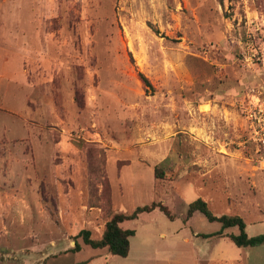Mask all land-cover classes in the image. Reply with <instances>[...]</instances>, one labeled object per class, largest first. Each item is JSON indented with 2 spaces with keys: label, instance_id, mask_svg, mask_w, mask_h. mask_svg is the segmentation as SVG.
I'll return each instance as SVG.
<instances>
[{
  "label": "rangeland",
  "instance_id": "obj_1",
  "mask_svg": "<svg viewBox=\"0 0 264 264\" xmlns=\"http://www.w3.org/2000/svg\"><path fill=\"white\" fill-rule=\"evenodd\" d=\"M258 93L264 0H0V264H264V245L203 238L221 225L186 218L201 198L264 234L241 116ZM152 202L172 220L122 224L127 258L76 238Z\"/></svg>",
  "mask_w": 264,
  "mask_h": 264
},
{
  "label": "trees",
  "instance_id": "obj_2",
  "mask_svg": "<svg viewBox=\"0 0 264 264\" xmlns=\"http://www.w3.org/2000/svg\"><path fill=\"white\" fill-rule=\"evenodd\" d=\"M140 78L144 84H149L147 79H145L142 75H140ZM160 175L161 173H158V169L155 168L154 178L159 179L161 178ZM156 209L162 212L169 220H172V216L165 205L152 202L148 205L137 206L130 214L122 212L113 213L106 221L103 233L97 240L91 238V233L88 230H81L76 238H81L84 246H88L94 250H105V252L110 255L126 258L130 251L129 239L134 236V231L124 229L122 224L136 219L142 213H150ZM195 212L203 214L208 222H217L221 225V230L219 232L210 235H202L203 238H227L237 248H249L264 245V234L249 237L245 231L246 225L243 219L237 215L215 216L209 209L208 204L201 198L196 199L188 205L186 218L189 219ZM228 228H236L238 233L236 235L224 233V230ZM79 250L80 245L78 242H75L72 251L77 252ZM87 262L89 261L80 264H87Z\"/></svg>",
  "mask_w": 264,
  "mask_h": 264
},
{
  "label": "built area",
  "instance_id": "obj_3",
  "mask_svg": "<svg viewBox=\"0 0 264 264\" xmlns=\"http://www.w3.org/2000/svg\"><path fill=\"white\" fill-rule=\"evenodd\" d=\"M248 141L255 146L257 162L264 168V94H252L241 108Z\"/></svg>",
  "mask_w": 264,
  "mask_h": 264
},
{
  "label": "crops",
  "instance_id": "obj_4",
  "mask_svg": "<svg viewBox=\"0 0 264 264\" xmlns=\"http://www.w3.org/2000/svg\"><path fill=\"white\" fill-rule=\"evenodd\" d=\"M245 231H246V228H245ZM240 249H244V248H240ZM128 256H129V254H128ZM215 262H217V260ZM221 262H223L222 264H252L250 261V257H247V256L246 257H238V258H227L226 260H223V261L221 260L220 262H217V263L220 264Z\"/></svg>",
  "mask_w": 264,
  "mask_h": 264
}]
</instances>
